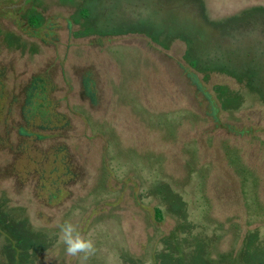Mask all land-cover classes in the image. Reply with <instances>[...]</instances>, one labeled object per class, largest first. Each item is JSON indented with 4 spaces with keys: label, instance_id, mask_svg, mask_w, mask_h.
<instances>
[{
    "label": "rangeland",
    "instance_id": "rangeland-1",
    "mask_svg": "<svg viewBox=\"0 0 264 264\" xmlns=\"http://www.w3.org/2000/svg\"><path fill=\"white\" fill-rule=\"evenodd\" d=\"M0 10L6 106L49 73L29 112L59 114L26 130L38 139L20 143L10 128L0 170L17 144L36 168L15 189L21 203L0 197V264H81L59 238L65 221L95 242L84 264H264L263 146L235 166L219 125L264 122V0H0ZM2 24L49 39L43 49Z\"/></svg>",
    "mask_w": 264,
    "mask_h": 264
},
{
    "label": "flooded vegetation",
    "instance_id": "flooded-vegetation-1",
    "mask_svg": "<svg viewBox=\"0 0 264 264\" xmlns=\"http://www.w3.org/2000/svg\"><path fill=\"white\" fill-rule=\"evenodd\" d=\"M11 8L14 9V7H11ZM0 11L4 12L3 10H0ZM2 25L3 26H1L2 27L1 30L4 27H8L15 31L14 34L11 32L13 35H15L17 38H21L22 35H21V32L18 30V28H16L15 26H7L4 24ZM48 36L49 35L41 33L37 37H34V36L32 38L28 36H22V37L38 42L39 44H41V46L44 49V45L47 42L46 39H49L47 38ZM3 75L4 74H0V159L1 160L5 156V154L9 153L7 151L11 150V144L13 143L10 140V135H11L10 128L17 127L16 136L18 137L17 139L18 141L20 140L19 136H23L24 138L26 137V138L38 139L37 135L29 134V132L27 133L26 130H28V128H30L31 130H46L45 127H47L52 122L50 118L53 117L54 118L53 121H55L57 124L58 115H59L58 112H55L54 113L55 115H52L53 114L52 109L48 111L47 108H46L44 118H42L41 114L39 113L29 112V105H28L27 99H31V97L35 93H37V97H39L38 94H41V92H43V90L40 88L43 78L44 80H47V81L51 80L49 73L45 74L44 76L36 77L35 79H33L34 83L33 84L31 83L32 86L30 84V86L28 85L26 87V90H24L21 95V98L24 97V100L21 102V106H11V101H10V104L6 106L7 102H5L6 101L5 96L7 94L3 86V81H4L2 79ZM115 77L117 76L113 75V78ZM89 81H90L89 78H86L85 85L86 83L88 84ZM69 92H71V89L67 90L68 94H66V96H69ZM87 96L89 98H92L93 93H89L87 91ZM68 105L69 104L67 100L66 109H68ZM14 109H16V111L20 113V117L18 118L16 122H13L12 121L13 118L10 117V115L14 113L13 112ZM212 109L213 111L211 112L212 113L211 115H213V117H215V120L218 121V117L216 116L217 114L221 113L220 112L221 108L213 107ZM66 112L67 111H65V113ZM235 124L236 123H231L230 125H227L226 123L219 122V125H221V127L226 129V133H228L227 138L232 140V143H231L232 147L233 145H237L238 147L237 153L233 154L234 157L231 162L236 166V164L239 162V159H241V157H245L249 154H252L253 152L251 150H257V149L259 150L263 146V149L261 150L262 153L258 154V156L261 158L262 164L264 165V156H263L264 155V122L260 124V123H257V121H254L253 124H250V125L246 124L240 128H235ZM20 127H21V130L18 129ZM32 132L35 133V131H32ZM28 144H33V142H25L22 145H28ZM17 147H18L16 150L17 157H14L13 162L10 165L0 170V197L3 195L4 192H7L9 195L15 198L16 203H21V192L20 194H18V192H15V189L17 188L19 190L21 189V179L23 180L28 179L29 178L28 174L31 173L30 171L34 170V168L36 167L34 164L32 165L31 163H29L30 162L29 160H26L25 158L21 159V145L17 144ZM28 166L31 168V170L26 169V167ZM45 174H46L45 172H42V175H41L43 178L42 184H44L45 180L49 181L48 175L47 174L45 175ZM57 178L58 176L56 177L54 181H51V183L54 185L55 188H58V183H62L61 185H63V182L60 181L59 179L57 182ZM49 213L51 214V212ZM43 214L51 217L50 219H52V216L48 214V211L46 214L43 212ZM50 219H47V220H50ZM42 222L49 223L46 221H42Z\"/></svg>",
    "mask_w": 264,
    "mask_h": 264
},
{
    "label": "clouds",
    "instance_id": "clouds-1",
    "mask_svg": "<svg viewBox=\"0 0 264 264\" xmlns=\"http://www.w3.org/2000/svg\"><path fill=\"white\" fill-rule=\"evenodd\" d=\"M59 238L65 245L66 255L80 258L81 264H84L95 255V242L90 238H86L70 221H65L60 225Z\"/></svg>",
    "mask_w": 264,
    "mask_h": 264
}]
</instances>
